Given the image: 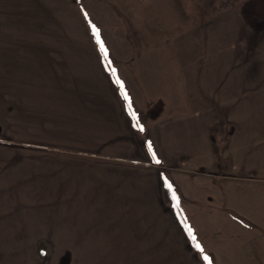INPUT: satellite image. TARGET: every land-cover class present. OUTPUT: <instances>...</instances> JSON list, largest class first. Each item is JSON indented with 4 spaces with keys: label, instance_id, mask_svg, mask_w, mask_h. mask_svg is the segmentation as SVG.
Returning <instances> with one entry per match:
<instances>
[{
    "label": "crops",
    "instance_id": "obj_1",
    "mask_svg": "<svg viewBox=\"0 0 264 264\" xmlns=\"http://www.w3.org/2000/svg\"><path fill=\"white\" fill-rule=\"evenodd\" d=\"M88 4L89 42L0 52V239L264 264V0Z\"/></svg>",
    "mask_w": 264,
    "mask_h": 264
},
{
    "label": "rangeland",
    "instance_id": "obj_2",
    "mask_svg": "<svg viewBox=\"0 0 264 264\" xmlns=\"http://www.w3.org/2000/svg\"><path fill=\"white\" fill-rule=\"evenodd\" d=\"M89 1L0 0V52L9 54L12 50L20 54L18 51L25 52L24 45L30 42L38 45L40 42H89L78 14L89 8ZM258 10L256 17L264 23V5ZM51 49L55 47H50L49 53ZM258 193L264 195L262 190ZM166 197L171 203L174 201L171 196ZM234 202V197L227 200V203ZM121 242L114 238L0 239V264H200L197 255L178 254L175 248L172 249L175 253L163 247L157 254L127 253L137 249L124 247ZM144 250L151 252L154 249ZM181 250L184 251L185 246Z\"/></svg>",
    "mask_w": 264,
    "mask_h": 264
},
{
    "label": "snow or ice",
    "instance_id": "obj_3",
    "mask_svg": "<svg viewBox=\"0 0 264 264\" xmlns=\"http://www.w3.org/2000/svg\"><path fill=\"white\" fill-rule=\"evenodd\" d=\"M85 16L87 17V14H86V13H85ZM91 29H92L93 36H94V38L96 39V42H97V44H98V46H99V49H100V51H101V53H102L103 59H104V60H108V50H107V48L105 47L103 41L100 39V32H99V29H98L95 25H92V26H91ZM110 64H111V62L109 61L108 64L106 65V67H109V68H110ZM111 72H112L113 74H115V69H111ZM116 82L120 85V88H121V90L123 91V87H124V86H123V82L120 81L119 79H117ZM123 95H124V98L127 100V99H128V95H127V93H126V92H123ZM129 107H131V104H129ZM133 117H134V119H135V114H134V113H133ZM136 123L139 124V121L137 120ZM140 130L143 131V128L141 127ZM148 148H149V151L152 152V146H151V143H149ZM152 155H153V159H154V161H155L156 163H159V160H156V158H155V153H154V152H152ZM167 186L169 187V189H171V187H172L171 184H168ZM173 199H174V200L177 199L176 196H175V193H174V192H173ZM177 203H178V200H177ZM185 227L187 228V225H185ZM188 232H189V235L192 234L190 228H188ZM193 239H195V237H193ZM195 246H196L198 249H200L201 251H203V249L200 248V245H199V244H196ZM204 259H205L206 261L209 260V258H208L207 256H205ZM209 264H211V261H209Z\"/></svg>",
    "mask_w": 264,
    "mask_h": 264
},
{
    "label": "trees",
    "instance_id": "obj_4",
    "mask_svg": "<svg viewBox=\"0 0 264 264\" xmlns=\"http://www.w3.org/2000/svg\"><path fill=\"white\" fill-rule=\"evenodd\" d=\"M172 206L174 207L176 213H177V216L182 224V226L184 227V229L186 230L188 236H191L189 235V232H188V225H187V218L185 216V213L183 212L181 206L179 203L177 202H173L172 203ZM185 225H187V228L185 227ZM191 240L193 241V239L191 238Z\"/></svg>",
    "mask_w": 264,
    "mask_h": 264
}]
</instances>
